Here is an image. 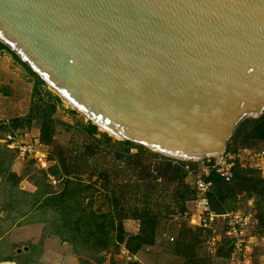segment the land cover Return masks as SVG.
<instances>
[{
    "label": "water",
    "instance_id": "95a60500",
    "mask_svg": "<svg viewBox=\"0 0 264 264\" xmlns=\"http://www.w3.org/2000/svg\"><path fill=\"white\" fill-rule=\"evenodd\" d=\"M0 42L100 130L172 160L224 156L264 115V0H0Z\"/></svg>",
    "mask_w": 264,
    "mask_h": 264
},
{
    "label": "trees",
    "instance_id": "16d2710c",
    "mask_svg": "<svg viewBox=\"0 0 264 264\" xmlns=\"http://www.w3.org/2000/svg\"><path fill=\"white\" fill-rule=\"evenodd\" d=\"M0 49L8 51L35 79L33 105L28 115L0 123V140L40 122V143L51 147L57 133L54 114L61 99L58 96L54 101L51 96L48 100L41 99L39 86L46 84L1 42ZM85 132L87 141L81 147L69 150L68 156L61 151L57 153L59 157L50 154L54 164L47 170H37L35 162L29 160L22 177L9 172L18 150L10 149L8 142L0 144V178L4 185L17 188L22 179L28 177L36 190L35 204L29 205L27 213H36L44 223L46 237H57L61 243H67L79 264H134L116 257L122 250L135 257L144 248L154 246L160 236L167 235L163 225L173 219L170 218L173 214L189 227L184 233L191 238L178 239L172 246V255L182 259V264H201L198 247L217 232L189 224L197 191L195 179L185 170L188 163L165 158L128 141L114 140L91 122ZM232 141L243 148L264 142V115L245 120ZM231 151L237 153L238 149L228 148L227 153ZM108 157L113 160L103 162ZM189 164L197 167V163ZM232 173L229 182L217 172L204 177L213 182V190L207 196L211 210L224 215L246 207L256 214L253 224L264 220V177L254 168L242 167L238 161ZM251 199L254 200L252 206L249 205ZM128 219L139 223L137 234L126 232L124 222ZM226 231L225 228L224 240L220 243L227 246L222 257L230 262L235 244ZM169 238L175 241V237Z\"/></svg>",
    "mask_w": 264,
    "mask_h": 264
},
{
    "label": "rangeland",
    "instance_id": "374dc122",
    "mask_svg": "<svg viewBox=\"0 0 264 264\" xmlns=\"http://www.w3.org/2000/svg\"><path fill=\"white\" fill-rule=\"evenodd\" d=\"M21 83H25L31 88L35 85V79L8 51H0V119L2 118L4 120L17 114L29 113L33 105V92L31 93L30 90L27 91L26 88H22ZM39 88L41 89V99L48 100L51 96L52 100H55L57 95L47 86L41 85ZM54 118L56 120L57 133L55 142L51 147L42 148L35 142L37 138L36 133H38L37 131L40 128V122L33 123L34 125H32L30 129L24 128L23 130L16 131L17 137L15 138V143L18 141V144L22 146V151L25 152L26 150L25 162L33 160L37 170H47L54 164L50 161V154L59 157L57 153L61 151L65 156H68L69 150L72 148H79L87 141L85 127L88 125L89 121L73 110L63 100L57 103V111L54 114ZM3 120H0V123L5 122ZM34 130L35 133L33 132ZM99 131L103 132L100 129ZM97 137H99V135H97ZM113 139L117 140L116 138ZM8 141L10 140L8 139ZM228 148L229 150L237 148V154H241L246 158V152L264 150V142H260L250 148H243L242 145L234 144L231 140ZM27 150H31L32 154L28 153ZM44 150L47 151L48 154L44 153ZM109 151L110 150H108V152ZM36 152L45 154L43 161H47L46 165H42L38 159L35 160L34 156ZM135 152L136 151L133 150V153ZM230 153L233 152L231 151ZM111 157L103 160V162H110V160H113ZM109 164L110 163H107L108 168L112 169V166ZM253 203L254 200L251 199L249 205L252 206ZM240 211L245 214H251L252 218H255V212H249L246 207H243ZM170 218L173 219L167 221L166 225H163L167 235L160 236L154 246L144 248L135 257H131L126 250H122L121 254L117 256L116 259L126 263L131 260L134 264H182V259L172 255V246L178 239L191 238L190 235L184 233V230H187L189 227L183 225L177 215L174 216L172 214ZM255 222L252 228L249 229V234L255 236V240L250 245L247 259L251 261V264H264V220ZM124 227L129 235L137 234L140 228L137 221L130 219L125 220ZM213 229L217 232V235L210 239L211 244L203 242L198 247L200 263L235 264L232 261L228 262V260L222 257L228 250L227 246L220 243L221 240H224L225 223L221 220L215 224ZM172 236L175 237V241L170 240L169 237ZM18 250L19 255L31 253V257L27 259L28 261L31 259V264H79L77 258L71 254L70 246L67 243H61L60 239L57 237H46L44 230L41 232L39 238L21 243ZM8 252L9 250L7 249L3 250L0 259L8 257ZM19 260L20 264H27V260L24 261L21 260V258Z\"/></svg>",
    "mask_w": 264,
    "mask_h": 264
},
{
    "label": "built area",
    "instance_id": "2783aa9c",
    "mask_svg": "<svg viewBox=\"0 0 264 264\" xmlns=\"http://www.w3.org/2000/svg\"><path fill=\"white\" fill-rule=\"evenodd\" d=\"M8 139L13 140V137L10 135ZM27 151L32 154L31 150ZM246 153V158L241 154L226 153L224 156L199 162L196 168H193L189 163L185 166L186 172L195 179L197 191V199L193 202L194 214L190 219V226L214 231L213 227L215 224L222 220L227 229V236L235 244L234 253L231 258V261L235 264H251V261L247 259V254L250 250V245L255 240V236L249 234V229L253 225L252 215L242 213L241 211L224 215H218L213 212L207 198L213 190V182L205 180L204 177L209 176L212 172H217V174L229 182L233 178L232 168L236 161L242 167H250L258 170L262 177H264V150ZM34 157L42 165H46V161H43L45 154L36 152ZM170 240L174 241L173 238H170ZM207 243L211 244V241L209 240Z\"/></svg>",
    "mask_w": 264,
    "mask_h": 264
},
{
    "label": "crops",
    "instance_id": "0c3cea01",
    "mask_svg": "<svg viewBox=\"0 0 264 264\" xmlns=\"http://www.w3.org/2000/svg\"><path fill=\"white\" fill-rule=\"evenodd\" d=\"M0 51L5 50L1 49ZM21 86L22 88H26L27 91L30 90L31 93L33 92L34 86L30 88L29 85L25 83H21ZM27 115V113L17 114L4 120L1 118L0 120L9 122L12 119L22 118ZM33 132L35 133V130ZM37 132L35 142L38 143L39 147L44 148L45 146H43L39 140L40 131L38 130ZM9 136L10 134H7L4 140H0V144L3 145L7 143ZM11 136L13 137V140L8 141V147L13 150H18L19 154L10 167L9 172L22 177L28 163V161L25 162L26 152L22 151V146L18 144V141L15 143V138L17 137L16 133L15 135L11 134ZM43 152L48 154L45 150ZM11 187L12 186L10 185H4L3 179L0 178V255L3 254V250H9L8 257L0 259V263L8 261L18 264L20 258L21 260H27L31 257L30 252L19 255V245L23 242L33 241L36 238H39L41 232L44 230V223L40 221L39 217L36 216V213H27L29 205L35 204L34 192L36 190V188L29 182L28 177L22 179L19 187ZM24 192L27 194H24ZM24 254L29 255L27 257H22Z\"/></svg>",
    "mask_w": 264,
    "mask_h": 264
}]
</instances>
